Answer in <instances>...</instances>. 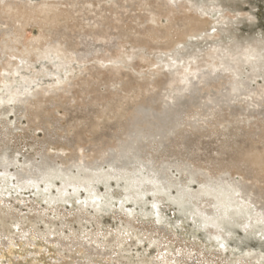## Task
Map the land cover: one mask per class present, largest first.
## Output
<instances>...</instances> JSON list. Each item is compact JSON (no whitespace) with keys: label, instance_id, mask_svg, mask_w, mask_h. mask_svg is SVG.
I'll list each match as a JSON object with an SVG mask.
<instances>
[{"label":"rangeland","instance_id":"374dc122","mask_svg":"<svg viewBox=\"0 0 264 264\" xmlns=\"http://www.w3.org/2000/svg\"><path fill=\"white\" fill-rule=\"evenodd\" d=\"M15 1L33 5L58 0ZM59 1L71 3L68 7H86L92 15L101 5L109 7L118 3V0ZM133 1L128 0L131 4ZM141 3L128 7L126 2H122L118 5V13L100 12L109 14L114 32H118L117 27L123 24L121 19L128 22L130 31L128 35L110 39L106 45L109 58L106 61L96 58L82 62L76 60L69 71L57 75L56 64L35 53L31 67H22L18 71L9 66L0 68V153L11 152L13 163L19 161L18 166L26 159L41 161V154L51 153L60 163L74 169L70 175L66 174L64 189L59 178L54 179L50 189L48 182L37 189L21 185L23 182L15 175L20 167L16 168L15 163L6 168L7 173L0 167V177L6 178L0 180L3 187L0 190V232L7 234L0 240V264H9V260L2 257L5 254L12 258L14 264H94L88 263L93 259L96 264H242L244 260H240L241 257H249L250 253L260 249L264 251L262 209L255 203L247 208L234 209L231 217L225 220L228 236L224 238L211 225L219 217V210L213 202L215 197L201 192L205 176L200 173L191 175L183 169L185 167H177L176 163L182 165L184 158L181 157L177 161L172 160L173 166L168 169L171 172L168 177L170 187L162 191L164 199L161 202L152 192H147L138 202L125 200L126 207L122 208L121 199L131 186L130 178H124L95 183L92 192L101 196V204H80L78 200L89 194L86 189L69 183L78 184L76 179L82 181L86 174L78 171V165H71L74 148L67 143V136H71L75 129L70 127V111L62 106H50L44 113L49 117L44 121L46 125H40L39 120H31L37 103L26 109L25 101L16 99L33 93L35 95L30 99L37 101L40 95L61 93L65 96L64 101H69L75 109L92 101L91 94L111 99L115 93L129 94L134 87L162 91L168 78L173 76L167 64H174L175 59L183 64L196 58L198 64L192 62V68L197 70L214 56H219L215 59L219 62L224 55L249 51L257 52L259 62H264V0H186L180 7L173 3V13L164 12L157 16L148 10L149 5ZM186 17L206 21L198 31L175 37L176 41L170 47L159 46L151 39H136L139 34L144 37L142 33L150 31L160 35L172 32L176 19ZM88 22L90 26L87 28L92 31L99 29L91 20ZM27 32L28 36H37L40 28L28 27ZM116 41H119L118 45ZM78 46L84 48L82 44ZM110 60L116 61L115 65H111ZM250 71L252 66L244 65L243 77H247ZM182 72L190 71L184 68ZM116 77H119L117 81L123 82L122 85L115 82ZM93 80L96 82L92 83ZM87 81L93 90L90 93L83 92L82 87ZM257 82L264 84L261 78ZM120 86L124 89H119ZM86 134L92 137L90 132ZM203 139L211 140L210 137ZM88 145L84 142L81 150L87 153ZM210 145L216 146L217 143L210 142ZM173 149L181 152L178 145ZM166 154L161 152L158 156ZM157 162L165 163L158 159ZM63 196L66 200L54 202ZM174 201L181 202V207ZM250 220L254 224L252 229ZM216 241H227L228 247L220 249ZM33 250L38 254H32ZM91 254L95 256L92 258ZM255 261L257 259L248 260L246 264H264V258Z\"/></svg>","mask_w":264,"mask_h":264},{"label":"bare ground","instance_id":"6f19581e","mask_svg":"<svg viewBox=\"0 0 264 264\" xmlns=\"http://www.w3.org/2000/svg\"><path fill=\"white\" fill-rule=\"evenodd\" d=\"M121 1L109 7L101 5L92 15L86 7H68L71 3L59 0L33 5L0 0V68L9 66L18 71L22 67H31L35 53L56 64L57 75L69 71L76 60L82 62L96 58L101 62L106 61L109 59L106 45L110 39L128 35L130 31L128 22L121 19L123 24L117 27L118 32H114L109 14L102 15V10L118 13V5L122 2L132 7L133 3L143 1L144 5L150 6L148 10L157 16L164 12L173 13L172 4L180 7L186 0H131L132 4L128 0ZM89 20L99 27L97 31L86 27L90 26ZM205 21L197 17L176 19L172 32L166 31L160 35L150 31L142 33L144 37L139 34L136 39H151L159 46L170 47L176 41L175 37L198 31ZM35 26L40 28V33L28 36V27ZM79 44L84 48H79ZM257 56V52L237 51L224 55L219 62L215 60L219 56H214L202 68L196 67L197 70L192 68V62L198 64L196 58L183 64L175 59L174 64H167L173 76L168 78L162 91L134 87L129 94L115 93L111 99L105 95L91 94L92 101L75 109H72L69 101H64L65 96L61 93L40 95L37 101L30 99L35 95L33 93L16 99L24 100L26 109L37 103L31 120H39L40 125H46L44 121L49 117L44 113L50 106H62L70 111V127L75 129L71 136H67V143L74 148L71 165H78V171H85L86 174L82 181L76 179L78 184L69 183L86 189L89 194L85 199L78 200L80 204H101V196L92 192L95 183L124 178H130L131 186L121 199L122 208L126 207L125 200L138 202L147 192H152L161 202L164 199L162 191L170 187L168 177L171 172L168 169L173 166L172 160L177 161L181 157L184 160L182 165L176 163L177 167H185L183 169H187L191 175L200 173L205 176L201 192L213 195L215 201L213 198L211 200L219 210L215 222H209L226 238L225 220L231 217L234 209L247 208L255 203L264 213V84L257 82L258 78L264 81V62H259ZM115 63L110 60L111 65ZM244 65L252 66L247 77H243ZM184 68L190 72L183 73ZM118 78H115V82L122 85ZM82 88L85 93L93 91L89 81ZM119 89L124 88L120 86ZM76 96L74 94L73 98L76 99ZM79 124L82 126L79 127ZM66 130L70 129L67 127ZM86 132H90L92 137H88ZM204 137L211 140L206 141ZM84 142L89 144L87 153L81 150ZM210 142L217 145L212 146ZM175 145L181 147L180 153L173 149ZM161 152L167 154L159 157ZM11 155L8 151L0 153V167L5 170L4 173L8 172L6 168L14 161ZM41 156V161L26 159L19 166V161L14 162L16 168L20 167L15 175L23 182L21 185L38 189L48 182L50 189L54 179L59 178L64 189L66 174L74 171L73 166L66 167L67 164L60 163L51 153L44 152ZM157 159L165 163L159 164ZM1 179L6 178L1 176ZM0 190H3L2 186ZM111 192L114 190L111 189ZM66 196L54 202L64 201ZM173 203L181 207V202ZM199 212L201 215V210ZM251 221L249 226L252 229L254 224ZM210 232L214 233L213 230ZM6 235L0 232V240ZM91 239L96 241L95 238ZM215 244L220 249L228 247L227 241H216ZM31 253L38 254L34 250ZM90 256L93 258L95 255ZM248 256L241 257L240 260H244L242 264L248 263V260L260 261V258H264V251L260 249ZM2 257H6L9 264H14L7 254ZM52 258L55 259L54 256ZM88 263L96 264L97 261L93 259Z\"/></svg>","mask_w":264,"mask_h":264}]
</instances>
